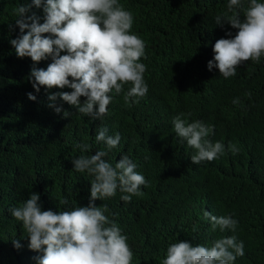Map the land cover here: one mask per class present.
Masks as SVG:
<instances>
[{
  "label": "trees",
  "instance_id": "trees-1",
  "mask_svg": "<svg viewBox=\"0 0 264 264\" xmlns=\"http://www.w3.org/2000/svg\"><path fill=\"white\" fill-rule=\"evenodd\" d=\"M119 3L133 14L131 34L145 42L147 59L140 62L147 66L144 79L149 91L139 103L127 106L124 93L130 85L119 94L113 90L108 113L93 120L59 96L54 103L63 111L58 114L48 107L53 103L49 95L72 89L42 86L37 93L30 73L33 67L46 70L52 58L38 64L30 57L19 58L10 43L22 35L15 9L31 5L27 15L44 23L43 5L0 0V264H38L35 258L43 255L29 248L22 222L10 213L33 192L39 193L44 211L89 205L94 177L75 171L72 160L97 151L107 152L103 159L113 167L128 156L148 182L140 189L144 195L133 196L131 202L121 200L124 193L119 189L114 197L95 201L97 207L107 205L105 215L128 237L132 264H162L172 243L211 247L229 236L244 243L245 255L234 264H264V57L259 63L241 64L237 75L228 79L218 68L209 70L215 42L238 32L228 23L222 27L215 23V17L227 11L229 0ZM243 4L247 8L248 0ZM238 11L243 20L244 10ZM235 98L240 105L233 104ZM85 100L81 97V103ZM181 113L188 123L200 120L214 126L207 139L224 144V154L193 164L195 150L174 132L173 118ZM102 127L109 136L121 135L117 148L109 150L96 142ZM230 143L238 153L228 150ZM79 144L90 148L82 151ZM205 211L231 216L238 221L236 231H211Z\"/></svg>",
  "mask_w": 264,
  "mask_h": 264
},
{
  "label": "clouds",
  "instance_id": "clouds-1",
  "mask_svg": "<svg viewBox=\"0 0 264 264\" xmlns=\"http://www.w3.org/2000/svg\"><path fill=\"white\" fill-rule=\"evenodd\" d=\"M32 3L37 8L43 5L45 22L40 23L35 15L28 16L31 5L22 4L15 9L16 25L22 35L11 39L10 43L19 58L30 57L36 64L52 58L46 70L33 67L30 73L37 93L42 86L48 90L72 89L49 95L53 103L48 107L58 114L62 112V107L54 103L59 96L79 113L96 120L108 113L113 90L119 94L125 85H130L124 93L127 106L139 103L146 96L149 91L144 79L147 66L140 62L142 58L147 59L146 45L138 35L131 34L133 14L125 10L119 0H46V3L32 0ZM240 9L244 10L243 20ZM215 23L221 27L228 23L238 32L234 37L228 32L232 38L215 42L214 59L208 62L210 71L218 68L220 75L228 79L237 75L241 64L259 63L264 57V2L248 0L244 8L243 0H229L227 11L217 15ZM62 52L67 54L61 55ZM28 97L36 100L32 93H28ZM81 97H86L83 103ZM240 103L239 98L233 100V104ZM183 116V113L175 116L172 123L181 143L186 142L195 150L191 156L193 164L211 162L224 154V144L207 139L214 132V126L200 120L188 123ZM107 133L108 129L102 127L95 137L96 142H103L109 150L117 148L121 135ZM77 147L87 151L90 145ZM228 150L233 154L239 151L231 143ZM107 154L97 151L90 157L72 160L75 171H87L94 177L88 206L59 213L44 211L39 193L33 192L21 206L10 209L11 216L22 222L30 238L29 248L43 253L35 258L38 264H132L134 253L128 237L105 215L107 205L97 207L95 201L114 197L119 189L124 193L121 200L131 202L133 196L144 195L140 189L148 182L136 171L137 165L128 156H123L113 167L103 159ZM60 203L67 204V200ZM204 216L211 221V231L219 228L221 232L226 229L235 232L238 226V221L231 216L217 217L209 211H205ZM13 244L16 249L21 248L19 241L14 240ZM244 255V243L238 242L235 236L217 239L211 247L180 241L169 245L162 264H234L237 257Z\"/></svg>",
  "mask_w": 264,
  "mask_h": 264
}]
</instances>
